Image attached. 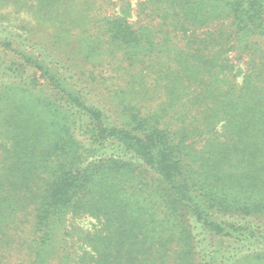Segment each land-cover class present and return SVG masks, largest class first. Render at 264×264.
Returning a JSON list of instances; mask_svg holds the SVG:
<instances>
[{"label": "trees", "instance_id": "trees-1", "mask_svg": "<svg viewBox=\"0 0 264 264\" xmlns=\"http://www.w3.org/2000/svg\"><path fill=\"white\" fill-rule=\"evenodd\" d=\"M0 264H264V0H0Z\"/></svg>", "mask_w": 264, "mask_h": 264}, {"label": "rangeland", "instance_id": "rangeland-1", "mask_svg": "<svg viewBox=\"0 0 264 264\" xmlns=\"http://www.w3.org/2000/svg\"><path fill=\"white\" fill-rule=\"evenodd\" d=\"M77 222L79 223V225H81L84 228H91L94 221L89 217H84V218L78 219Z\"/></svg>", "mask_w": 264, "mask_h": 264}]
</instances>
